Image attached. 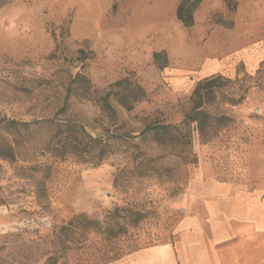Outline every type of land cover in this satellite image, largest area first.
<instances>
[{
    "label": "rangeland",
    "instance_id": "1",
    "mask_svg": "<svg viewBox=\"0 0 264 264\" xmlns=\"http://www.w3.org/2000/svg\"><path fill=\"white\" fill-rule=\"evenodd\" d=\"M3 1L0 150L14 156L0 153V264H121L174 241L216 184L264 193V0H203L189 27L181 0ZM218 76L205 108L232 120L204 137L184 120L197 83ZM124 80L144 97L114 85ZM67 122L77 139L60 133ZM157 124L178 138L141 135ZM87 136L100 140L89 151Z\"/></svg>",
    "mask_w": 264,
    "mask_h": 264
},
{
    "label": "crops",
    "instance_id": "2",
    "mask_svg": "<svg viewBox=\"0 0 264 264\" xmlns=\"http://www.w3.org/2000/svg\"><path fill=\"white\" fill-rule=\"evenodd\" d=\"M172 242L128 254L121 264H264V193L216 184Z\"/></svg>",
    "mask_w": 264,
    "mask_h": 264
},
{
    "label": "trees",
    "instance_id": "3",
    "mask_svg": "<svg viewBox=\"0 0 264 264\" xmlns=\"http://www.w3.org/2000/svg\"><path fill=\"white\" fill-rule=\"evenodd\" d=\"M203 0H181V2L178 5L177 8V17L180 22L186 27L192 26L195 22L194 14L196 10L199 8ZM229 6L230 9H236L237 7V1L236 0H225ZM4 3L3 0H0V6ZM80 53L82 54V60L86 61L89 56L84 51L81 50ZM154 59L156 63L161 65V68H165L168 64V58L165 51L162 52H156L154 54ZM223 81V78L221 76L218 77H207L203 80H200L194 91H193V100L194 105L192 110L187 114L184 122L186 123H197L198 130L201 132L202 136H206L208 133L209 128L218 126V125H226L229 123L232 118L229 116H214L211 113L208 112V110L205 108V105L208 103L213 102L214 100V89L217 87H221V82ZM74 83H77L82 89L83 94L86 95L89 92V87L91 85V80L84 74L78 73L75 78L73 79ZM116 86H125V89H129L130 93L132 94V98L134 101H138L139 99L143 98L145 95V92L143 88L137 84H134L130 82L129 80L124 81H117L114 83ZM70 92H68V96H70ZM111 95L112 92L106 93L102 98V105L103 108L106 111L114 113V108L111 104ZM124 105L128 106V108L132 107L129 106L128 103L125 101ZM8 123L13 125H21V126H28L29 123L27 122H18L16 120H8ZM64 130H61V134L65 131H68L69 134L73 135L76 139L78 138V128L77 124L73 122H67L64 125H62ZM149 133H152L155 138L158 141H175L178 138L179 132L178 127L174 125H153L148 126L146 129L141 133V135L145 136ZM88 141L84 142V149L89 151L90 149H93L96 146V143H98L100 140L97 138H93L92 136H87ZM0 153L5 154L8 157H13L14 152L12 148H5L1 149ZM126 209H119L117 208L114 211L115 214H119L121 211H125ZM134 213V221L137 223L140 221V214L137 212ZM113 215V213H112ZM82 219V223L86 227H96L98 225L97 221L90 220L84 215H80L76 217V219ZM70 223H73V220L70 221ZM66 227H64L65 229Z\"/></svg>",
    "mask_w": 264,
    "mask_h": 264
}]
</instances>
